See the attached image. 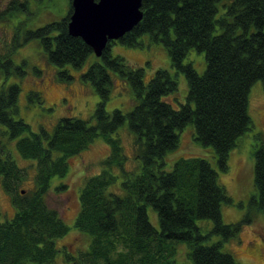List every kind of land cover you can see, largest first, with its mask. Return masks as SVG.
Masks as SVG:
<instances>
[{"label": "trees", "instance_id": "16d2710c", "mask_svg": "<svg viewBox=\"0 0 264 264\" xmlns=\"http://www.w3.org/2000/svg\"><path fill=\"white\" fill-rule=\"evenodd\" d=\"M223 1L143 0L142 21L119 41L140 47V39L150 34L166 47L176 74L184 73L189 86L188 102L180 107L168 100L178 91L176 75L159 69L146 84L143 68H134L122 57L112 55L113 41L82 74L100 96L89 119L62 118L53 134L45 130L35 133L22 119L15 118L20 86L0 90V125L4 127L0 135L17 140L18 153L35 162L38 172L36 189L23 194L24 190H19L21 170L11 152L7 151L5 158L0 156L1 183L16 207L14 217L5 221L0 208V264L56 261L60 253L57 241L71 228L58 210L48 205L47 195L54 178L68 175L69 159L87 150L99 137L111 153L102 162V171L85 181L75 222V230L90 238V248L78 259L67 254L68 262L176 264L177 246L186 244L194 264H239L222 246L237 236L245 221L223 222L222 204L233 200L219 185L218 172L199 157L181 158L172 171L166 170V158L178 150L180 132L189 124L195 126L196 141L214 148L223 172L228 171L230 153L251 130L249 93L256 82L264 84V0H227L225 11L218 17ZM29 5L28 0H14L0 13V20L17 17ZM71 14L69 0L66 16L25 30L15 47L39 40L50 63L64 69L59 75L66 81L74 77L65 68L81 70L95 56L81 38L69 34ZM23 25L25 22L19 29L24 30ZM192 49L206 54L207 68L202 75L192 64H184ZM8 63L13 65L11 58ZM110 71L132 87L136 104L128 113L106 109L114 85ZM33 96L42 102L39 95ZM125 127L134 136L140 172L126 168L128 157L120 137ZM117 169L121 175L116 174ZM254 173L258 190L255 202L264 210V145L255 153ZM149 207L157 213L159 230L150 221ZM198 220H210L212 230L204 234ZM212 235L223 239L208 245Z\"/></svg>", "mask_w": 264, "mask_h": 264}, {"label": "rangeland", "instance_id": "374dc122", "mask_svg": "<svg viewBox=\"0 0 264 264\" xmlns=\"http://www.w3.org/2000/svg\"><path fill=\"white\" fill-rule=\"evenodd\" d=\"M13 1L0 0V13L7 11ZM28 1L30 2L28 10H22L15 18L0 20V61L3 63V66L0 65V90L12 85L20 86L16 120L22 119L35 133L45 130L51 135L62 118L86 120L95 113L100 96L90 83L82 79V74L97 58L92 56L81 70L65 68L74 77L72 81H66L59 75L64 69L50 63L48 54L39 40H32L16 49L17 41L25 36V30H35L49 22L59 21L69 10V0H50L44 1L45 3L38 0ZM226 2L228 1L224 0L219 4L218 17L225 11L223 5ZM21 22L26 24L23 25L24 30L19 29ZM119 41L111 48L113 56L122 57L134 68H143L146 84L157 70H168L172 76L176 75L175 79L178 82V91L168 100L177 107L188 102L189 86L186 76L184 73L176 74L171 56L161 42L155 41L150 34L140 39L142 42L140 47H130ZM9 58L12 59L13 65L8 63ZM184 64H192L200 75L204 74L207 68L205 52L192 49ZM110 74L114 79V85L106 109L109 112L120 109L128 113L136 104L132 87L117 72L110 71ZM33 94L39 95L42 102ZM192 106L194 107V103ZM248 113L252 119L251 130L240 138L238 146L230 153L228 171L223 172L220 169L213 147L203 146L195 140L196 130L193 124L187 125L180 132V146L167 156L166 170L172 171L175 162L181 158L199 157L208 160L218 172L219 185L233 200L231 204H222L223 222L235 224L245 221L237 236L223 243L222 250L231 254L239 264H264V254H258L256 250L258 246L264 251V210L258 209L255 202L258 199V190L254 173L255 153L264 145V84L261 81L256 82L251 88ZM127 128L120 130L124 153L128 157L126 168L140 172L141 163L135 158L134 136H131ZM2 131L4 127L0 125V132ZM0 142V156L5 158V153L11 152L13 160L21 170L22 183L19 190H24V194L34 191L37 187L36 163L20 156L16 148L17 140H11L4 134L0 135ZM110 153V147L99 137L87 150L69 159V172L65 178L53 179L47 203L58 210L71 230L57 241L60 253L52 264H73L67 261V254L78 259L82 253L89 250L90 238L75 230L76 218L80 211L79 197L85 181L102 171V162ZM115 172L121 175L119 169ZM61 185L64 187L61 188ZM0 208L3 221L12 219L16 214L13 196L4 189L1 179ZM148 213L151 223L159 230L157 213L152 207H149ZM197 224L204 234L213 228L210 220H198ZM222 239L220 235H212L207 244L211 245ZM187 252L189 253V248L186 244L177 246L176 264H194Z\"/></svg>", "mask_w": 264, "mask_h": 264}, {"label": "water", "instance_id": "95a60500", "mask_svg": "<svg viewBox=\"0 0 264 264\" xmlns=\"http://www.w3.org/2000/svg\"><path fill=\"white\" fill-rule=\"evenodd\" d=\"M143 0H72L68 32L81 38L101 58L143 19ZM24 194V191L22 192Z\"/></svg>", "mask_w": 264, "mask_h": 264}, {"label": "flooded vegetation", "instance_id": "af4514ba", "mask_svg": "<svg viewBox=\"0 0 264 264\" xmlns=\"http://www.w3.org/2000/svg\"><path fill=\"white\" fill-rule=\"evenodd\" d=\"M256 250L258 254H264V251L262 250V248L256 246Z\"/></svg>", "mask_w": 264, "mask_h": 264}]
</instances>
